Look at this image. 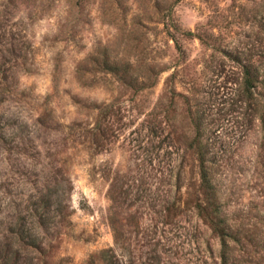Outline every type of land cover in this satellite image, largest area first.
Instances as JSON below:
<instances>
[{"label":"rangeland","instance_id":"374dc122","mask_svg":"<svg viewBox=\"0 0 264 264\" xmlns=\"http://www.w3.org/2000/svg\"><path fill=\"white\" fill-rule=\"evenodd\" d=\"M262 56L264 0H0V264H102L119 241L127 264H264V125L243 92ZM197 128L250 241L224 247L199 216Z\"/></svg>","mask_w":264,"mask_h":264},{"label":"trees","instance_id":"16d2710c","mask_svg":"<svg viewBox=\"0 0 264 264\" xmlns=\"http://www.w3.org/2000/svg\"><path fill=\"white\" fill-rule=\"evenodd\" d=\"M264 56L261 58V65H254L253 62L244 64V77H243V92L248 100L253 101L254 104V110L259 114V117L264 125ZM5 77L8 78V75L6 74V70H4ZM253 99V100H252ZM109 106H106L100 111L102 113H108ZM96 127H94V130H91L90 133L92 134L91 141L92 144L96 147H99L101 145L100 139L101 136L105 135L103 131H101V128L97 127V131L95 130ZM99 129V130H98ZM154 133L156 137L159 136L158 133H156L155 130L151 131ZM173 136L168 133L164 138L159 140V144L156 145V147L161 148L164 147L163 145L165 143V149L166 152L169 154H172L174 151L173 147ZM212 143L209 141V138L206 137V134L200 129L197 128L195 135L192 137L188 149H193V151L196 154L197 160H198V167L200 170L201 175V184L203 186L204 195L206 197V201L199 202L197 204L198 213L201 218H204L207 220V223L211 226L213 231L223 239V246H228L226 239L228 237H232L235 240H239L241 238H244L247 241H250V236L248 232H242V230L233 227L231 224H229L228 218L222 213V207L218 201V191L219 186L218 183L215 181V175L213 173V168L210 165L211 158L209 156L210 149H211ZM177 149V148H176ZM182 163L175 164L174 167H178L176 171L177 175L179 177V180L182 176V171L184 168L183 161ZM174 168L170 171V175L175 174ZM172 172V173H171ZM178 180V181H179ZM116 190L115 185L113 184L111 187V195L112 192ZM228 230H231L230 232ZM20 234L23 235V237H32L31 233L28 231H25L24 228H21ZM241 236V237H240ZM127 246H125L122 242L120 244V241L117 243V247H110L105 248L101 250L100 252V260L102 261V264H127L128 263V253L126 251ZM226 252V251H225ZM224 257V256H223ZM224 264H227V255H225Z\"/></svg>","mask_w":264,"mask_h":264}]
</instances>
